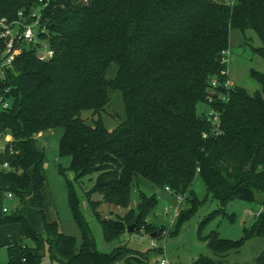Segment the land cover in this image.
Here are the masks:
<instances>
[{"label": "trees", "instance_id": "trees-1", "mask_svg": "<svg viewBox=\"0 0 264 264\" xmlns=\"http://www.w3.org/2000/svg\"><path fill=\"white\" fill-rule=\"evenodd\" d=\"M40 5L39 0H0V17L13 18ZM42 24L41 37L52 57L41 59L34 49L25 50L15 71L0 81L15 98L0 113L1 128L14 136L8 144L10 168L0 172V191H11L21 204L31 193L43 230L36 231L19 207L0 215V226L20 223L33 242L13 234L8 260L0 264H150L152 254L160 252L123 244L100 251L71 181L69 204L81 237L48 220L45 148L36 135L58 127L64 129L59 154L70 157L75 182L96 175L85 197L106 240L119 238L126 226L104 216L101 205L129 207L140 181L187 195L194 192L198 175L220 200L198 229L219 258L200 255L193 264H228L231 251L264 236V72L251 69L261 84L253 93L236 84L226 87L222 53L230 48L232 31L242 33L245 44L253 31L262 41L255 51L264 58V0H238L232 7L217 0H51ZM114 91L121 93L126 116L109 128L104 117L118 116L108 112ZM201 103L218 113L217 123L199 111ZM140 196L139 223L158 204L156 193L141 191ZM237 199L257 202L261 209L243 237L233 241L214 231L203 234V225ZM191 202L179 212L172 234L197 212L198 199ZM125 219L130 221L129 215ZM158 231L156 239L163 229ZM233 264H264V249L252 262Z\"/></svg>", "mask_w": 264, "mask_h": 264}, {"label": "rangeland", "instance_id": "rangeland-1", "mask_svg": "<svg viewBox=\"0 0 264 264\" xmlns=\"http://www.w3.org/2000/svg\"><path fill=\"white\" fill-rule=\"evenodd\" d=\"M248 36L252 39L245 44L243 43L244 37L242 33L236 30L232 31L228 53L229 62H226L225 73L228 74L229 80L233 84L243 86L250 93H253L261 88V84L251 75V69L264 72V58L255 51L256 47L262 45L259 36L253 31H249ZM38 42L46 44L44 39L39 38ZM41 47L45 49L43 46ZM24 48L28 50L30 45L24 44ZM37 48L39 49V46ZM211 109L210 105L206 103L199 104V111L202 114L209 115ZM108 112H115L118 115L116 118L104 117L105 123L109 128L116 127L119 122L125 119V108L119 91L111 93ZM87 114L88 112L84 113L83 116L86 117ZM217 122L213 121V123ZM63 133V127H58L36 135L37 143L45 148L43 167L46 183L43 193L46 215L49 221L58 222L61 231L78 238L81 237L79 226L74 219L73 210L69 204L68 181H71L75 183L80 197V208L92 228L100 251L110 252L122 244L146 253L157 248L160 252L152 254L154 259L151 262L149 261L150 264H159L162 257H166L169 264H193L194 260L200 255L219 258L207 245V242L201 240L198 236V229L203 219L220 207V200L209 193L207 185L200 175L192 183L191 189L194 192L187 195H175L170 190L164 191L153 188L147 182L140 181L132 192L133 201L129 207L122 208L105 203L101 205L99 211L104 216L123 220L126 226L124 233L119 238L113 241L106 240L103 228L85 197V191H89L92 188L96 175L92 174L84 177L79 184L75 182V172L70 168V157H62L59 154V143ZM7 135L13 142V134L7 131ZM141 191H145L149 196L156 193L158 204L154 210L142 217L137 230L134 233H130L127 231V225L131 224L136 215L140 213ZM97 195L93 197L97 199L99 197ZM259 197L262 199L263 195L260 194ZM194 198L198 199L197 212L190 219L180 224L179 230L177 229L178 232L172 234L177 224L179 212L182 209H189L192 206L191 200ZM258 206L257 202H248L240 199L231 201L226 206V213L216 214L203 225V234H209L214 231L225 239L233 241L241 239L244 234V228L251 226L253 223ZM4 207L8 209L7 212L3 211ZM18 207L19 210L22 209V213L27 217L31 225L35 229L40 230L42 226L41 218L31 193L25 196L24 202L21 204L18 196L9 198L7 191H0V214H12ZM127 215H129L130 221H126L125 217ZM160 228L163 229L162 237L156 240L157 246H153L149 232ZM0 231V262L8 260L7 246L3 245L2 239L9 232L13 231L18 236L21 235L23 240L29 244H33L30 239L23 236L20 223L2 225L0 226ZM262 249H264V236H255L247 239L238 251H231L226 260L228 264L252 262Z\"/></svg>", "mask_w": 264, "mask_h": 264}, {"label": "built area", "instance_id": "built-area-1", "mask_svg": "<svg viewBox=\"0 0 264 264\" xmlns=\"http://www.w3.org/2000/svg\"><path fill=\"white\" fill-rule=\"evenodd\" d=\"M51 0H39L40 8L31 12L21 10L16 17H0V81H6L9 76L15 71V63L18 57L27 49L24 44H29V49H34L39 57L43 53L41 59L52 57L53 51L49 49L48 44L38 42L42 39L41 33L44 32L45 27L42 24L43 9L46 8ZM226 6H234L238 0H218ZM39 46V49L37 48ZM43 46L45 49H43ZM223 61L229 62V50H224ZM214 86L218 84L217 80L212 83ZM233 83L228 79L225 82L226 87H230ZM212 100V98L210 99ZM15 102V98L11 93L9 87H0V113L10 109ZM210 120L218 121V113L211 109L209 116ZM11 139L0 126V172L10 168V161L7 158L8 144ZM9 198L14 197L11 191L7 192ZM4 212L8 209L4 207ZM261 209H257L255 214H259ZM152 238V237H151ZM156 238L151 239V244L157 246ZM160 264H169L166 257H162Z\"/></svg>", "mask_w": 264, "mask_h": 264}, {"label": "water", "instance_id": "water-1", "mask_svg": "<svg viewBox=\"0 0 264 264\" xmlns=\"http://www.w3.org/2000/svg\"><path fill=\"white\" fill-rule=\"evenodd\" d=\"M43 56H44L43 53H40V54H39V57H43ZM139 220H140V213H138V214L136 215L134 221H133L131 224L128 225V227H127V231L130 232V233H134V232L136 231V229H137V225H138V223H139ZM158 232H159L158 230L152 232V233L150 234L151 237H152V238H156L157 235H158Z\"/></svg>", "mask_w": 264, "mask_h": 264}, {"label": "crops", "instance_id": "crops-1", "mask_svg": "<svg viewBox=\"0 0 264 264\" xmlns=\"http://www.w3.org/2000/svg\"><path fill=\"white\" fill-rule=\"evenodd\" d=\"M20 212L22 213V209L20 210ZM0 215H2V214H0ZM42 224V223H41ZM9 225V224H8ZM4 226V225H3ZM36 231H38V232H41L42 230H43V228H42V226H41V229L40 230H37V229H35ZM22 232H23V229H22ZM0 233H1V231H0ZM3 233V232H2ZM9 233H11V234H9ZM8 233V235H6V237H3V239H2V242H3V245H8V243L11 241V239H12V235L13 234H16L15 232H9ZM17 235V234H16ZM18 236V235H17ZM23 236H25V234H24V232H23ZM18 238L19 239H23L22 238V236L21 235H19L18 236Z\"/></svg>", "mask_w": 264, "mask_h": 264}]
</instances>
